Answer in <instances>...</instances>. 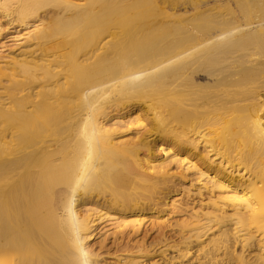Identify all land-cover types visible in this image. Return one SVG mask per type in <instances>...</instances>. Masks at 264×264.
I'll use <instances>...</instances> for the list:
<instances>
[{
	"label": "bare ground",
	"instance_id": "bare-ground-1",
	"mask_svg": "<svg viewBox=\"0 0 264 264\" xmlns=\"http://www.w3.org/2000/svg\"><path fill=\"white\" fill-rule=\"evenodd\" d=\"M200 2L0 0V264H264V11Z\"/></svg>",
	"mask_w": 264,
	"mask_h": 264
},
{
	"label": "rangeland",
	"instance_id": "rangeland-1",
	"mask_svg": "<svg viewBox=\"0 0 264 264\" xmlns=\"http://www.w3.org/2000/svg\"><path fill=\"white\" fill-rule=\"evenodd\" d=\"M239 1H246V0H225L223 6L221 8H216L214 9V12H217L218 14H220V17H224L225 19H230L233 21L232 27L233 28H238L239 25L245 24L246 21H250L253 19H257V17L259 16H263V11H264V0L262 1V6L260 8V10L254 6H252L251 10H250V17L248 18H244L242 13H241V7L239 5ZM200 0H189V10L191 11V15H193L195 13L194 8L198 7V5L200 4ZM212 3L208 4L206 6L207 7H211ZM204 7V6H203ZM212 8V7H211ZM231 27V28H232ZM4 42L3 40L0 41V43ZM151 139V138H150ZM185 218V217H183ZM183 218H179L178 216H174V215H169L167 216L166 214H162V216L156 218V217H147L144 220V226L145 227H151L153 225H157V224H161L164 221L172 223L174 225V223L177 220H181ZM170 234V233H168ZM143 234L139 235L137 238H141ZM158 238V232H153L151 233V235H146L144 239H146L147 242H150L154 239ZM100 240V238L94 240L92 243H96ZM110 241L111 238L108 239L107 242H109L108 244L110 245ZM168 244H172V240L168 241ZM256 251H252L251 254L253 255ZM157 258L155 257L154 260H156Z\"/></svg>",
	"mask_w": 264,
	"mask_h": 264
}]
</instances>
